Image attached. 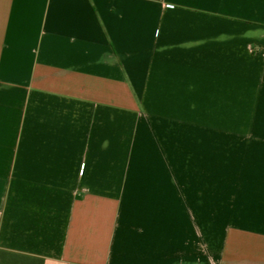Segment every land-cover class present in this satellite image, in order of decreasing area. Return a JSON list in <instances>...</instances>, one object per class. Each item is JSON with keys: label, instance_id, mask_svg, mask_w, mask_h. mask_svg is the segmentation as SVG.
I'll return each instance as SVG.
<instances>
[{"label": "crops", "instance_id": "0c3cea01", "mask_svg": "<svg viewBox=\"0 0 264 264\" xmlns=\"http://www.w3.org/2000/svg\"><path fill=\"white\" fill-rule=\"evenodd\" d=\"M0 264H264V0H0Z\"/></svg>", "mask_w": 264, "mask_h": 264}]
</instances>
